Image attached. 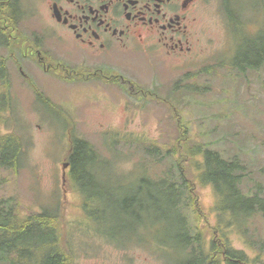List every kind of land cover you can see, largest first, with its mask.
<instances>
[{"label":"rangeland","instance_id":"obj_1","mask_svg":"<svg viewBox=\"0 0 264 264\" xmlns=\"http://www.w3.org/2000/svg\"><path fill=\"white\" fill-rule=\"evenodd\" d=\"M39 7L44 16V7ZM200 24L184 57L130 56L126 63L111 65L133 89L154 91L158 97L145 92L134 96L122 84L94 77L65 82L24 61L21 68L37 88L34 92L13 63L7 64L10 103L0 102V135L16 136L1 143L11 150L19 143L21 154L16 168L0 166V200L15 201L23 216L58 211L61 243L73 264L187 261L175 247L181 216L147 199L164 193L155 185L163 172L172 168L174 174L178 160L198 193L199 210L194 215L189 210L193 226L211 239L218 223L213 212L217 198L213 187L198 185L194 166L199 161L186 159L194 145L225 159L238 158L246 167L241 184L245 193L255 183L264 184V69L241 75L226 66L239 51L243 32L262 37L264 44V0H211ZM50 53L62 58L56 48ZM8 55L0 50V58ZM75 139L88 141L97 153H82L79 190L63 168ZM255 226L264 235L263 222L258 219ZM232 240L237 250L257 255L235 233ZM0 264L10 263L0 255Z\"/></svg>","mask_w":264,"mask_h":264},{"label":"trees","instance_id":"obj_2","mask_svg":"<svg viewBox=\"0 0 264 264\" xmlns=\"http://www.w3.org/2000/svg\"><path fill=\"white\" fill-rule=\"evenodd\" d=\"M230 19L232 20V18ZM4 24V21L0 20V27H4ZM242 34L244 36L241 35L237 40L239 51L235 57L226 62V66L241 75H246L248 71L264 69L262 37H256L252 35L254 34L252 32H243ZM12 39L10 35H0V41L4 42L7 47L10 46ZM243 42L244 46H242ZM0 59H2L0 62L2 91L0 102L8 105L11 82L6 67L9 58ZM81 79L83 78L80 77L79 80ZM34 89L36 92L38 91L35 87ZM173 111L176 113L175 118L180 128L182 120L178 121L177 112L175 109ZM12 136L16 135H0V166L8 169L18 166L17 160L21 154L19 143L15 144L16 150L12 148L14 153L9 149V145L1 143ZM70 142V151L67 155L68 165H70L68 177L78 189L77 176L83 166L82 153L87 151L86 154L94 156L97 153L86 140L75 139ZM182 143H186V141ZM189 151L186 159L193 158L199 161L194 166L198 172L196 176L198 185L213 187L217 198L213 212L217 216L218 223L213 228L211 239L208 240L203 234L204 232H197L193 226L194 222L189 210L193 212V215L196 214L195 211L199 210L200 202L197 197L196 185L182 172L183 166L180 160H178L179 168H174V174L171 168L158 178L155 186H159L164 192L159 195V199L152 196L147 198L149 203L156 204L154 206L171 208L181 216V232L175 234L177 241L175 247L182 250L187 256V261L178 264H264V235H261L255 226L258 219L263 222L264 226V184L255 183L251 192L245 193L241 184L246 177V167L238 158L225 159L221 153L203 145H194ZM145 207H147V203H145ZM59 214L58 211L44 209L41 212L23 216L15 201L12 199L0 200V255L2 258L10 264H73L72 254L67 252L61 243L63 233ZM234 233L251 252L257 253L255 257H250L247 252L234 247L232 240ZM259 236H261L260 239ZM31 250L44 254L39 257L35 255L31 257L29 256Z\"/></svg>","mask_w":264,"mask_h":264},{"label":"flooded vegetation","instance_id":"obj_3","mask_svg":"<svg viewBox=\"0 0 264 264\" xmlns=\"http://www.w3.org/2000/svg\"><path fill=\"white\" fill-rule=\"evenodd\" d=\"M210 3L211 0H0V20L5 23L0 35L13 38L9 47L0 41V50L10 53L7 63L11 61L26 82L30 77L21 67L24 61L31 60L65 82L63 78L73 76L83 78L82 82H90L93 77L105 84L116 80L136 95L138 90L130 91L134 90L131 82L113 71V62L126 63L130 56H186ZM31 21L36 24L30 25ZM52 48L61 52V59L50 55Z\"/></svg>","mask_w":264,"mask_h":264},{"label":"water","instance_id":"obj_4","mask_svg":"<svg viewBox=\"0 0 264 264\" xmlns=\"http://www.w3.org/2000/svg\"><path fill=\"white\" fill-rule=\"evenodd\" d=\"M67 167H68V165L66 164V165L64 166V169L67 168Z\"/></svg>","mask_w":264,"mask_h":264}]
</instances>
